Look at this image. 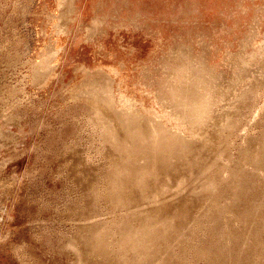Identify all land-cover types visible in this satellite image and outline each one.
Segmentation results:
<instances>
[{"label": "rangeland", "instance_id": "rangeland-1", "mask_svg": "<svg viewBox=\"0 0 264 264\" xmlns=\"http://www.w3.org/2000/svg\"><path fill=\"white\" fill-rule=\"evenodd\" d=\"M70 1L0 0V264H77L71 243L83 244L88 255L83 264H249L237 260L236 248L222 262L224 248L209 237L231 213L246 221L247 229L257 228L264 215L253 219L255 209H264V178L245 169L255 163L251 150L264 142V127L255 125L264 122V109L252 120L257 131L249 133V141L238 137L243 130L230 127L237 118H244V126L253 109L264 106V0H72L62 29ZM181 38L201 43L204 74L219 83L218 110L206 125L183 120L205 141L175 131L176 139L161 150L177 159L158 165L148 187L117 204L109 186L132 151L116 157L102 146L97 153L101 130L89 120L92 107L80 99H96L93 91L110 76L115 96L122 92L161 112L156 91L148 92L139 79L147 65L192 59L182 52L184 42L177 45ZM50 48L55 50L47 63ZM17 52L20 60L9 63ZM43 67L48 74L36 82L35 70ZM10 89L15 93L8 94ZM8 107L11 119L3 117ZM233 133L236 144L227 148L226 136ZM182 181L181 194L173 189L162 196L171 203L158 198L149 205L152 200L144 199ZM202 185L203 192L193 193ZM236 185L235 200L222 207ZM148 208L144 215H131ZM131 250L140 255L129 257Z\"/></svg>", "mask_w": 264, "mask_h": 264}, {"label": "bare ground", "instance_id": "bare-ground-1", "mask_svg": "<svg viewBox=\"0 0 264 264\" xmlns=\"http://www.w3.org/2000/svg\"><path fill=\"white\" fill-rule=\"evenodd\" d=\"M61 1L64 4L65 0ZM72 2V0L70 1V4H68L67 2L69 9L64 8L65 13L61 17L62 26L60 25L62 29H64L65 25L69 22V19L67 17L68 13L74 9L75 0L71 8ZM103 6L104 5L102 3H99L97 8L102 11ZM14 7L15 9H18V7ZM95 29L96 27L90 30V35H95ZM256 33L257 32H255V34ZM202 36L199 37V41L204 39ZM251 38L252 37L248 38L247 41H249ZM181 39L184 40L185 38ZM182 40L178 39L177 45L184 42L185 45L182 52H187L186 55H191L192 59L190 57H187V63L185 62L180 65H178V63H176L177 65L170 63L169 61L158 62L157 65H147L143 69L141 79H139V82L146 84V87H148L146 88V90L148 92L153 91L155 93L156 91L155 94L160 104L162 105L160 108L161 112L145 109L142 106L143 104L141 105V103L139 102L140 105H138L135 100H133V98L128 97L122 92L119 95L117 94L118 96H115L113 91L114 79L110 76L103 77V81H100L101 84L99 85V87L95 89L93 93L91 92L94 96H96V99H80L82 101H85L92 107V117H90L89 120L93 126L100 128L101 130L100 132L98 131L100 146H98L97 153H101L102 146L106 148L107 151L111 152L112 150L116 157H119L121 154L123 156L129 151H132V154L133 152L141 153V151H145L143 158H139L137 155L132 156L131 154L127 160H122L121 164L123 167L115 172L109 188L114 202L117 204H122L124 201H130L134 193L136 194L138 192H141L142 189L148 187L160 172L158 165H162L165 162L170 164L173 159H177V157L175 156H165L166 149L161 150L162 145L169 146L170 143L174 141V139H176L178 135L175 131L183 129L190 134L187 136L189 137V140L199 139L201 141H205V137L202 136L201 133L195 132L194 134H191L193 131L191 130L190 132L189 126L186 124V122L191 125L205 122L206 125L213 119V111L215 112L218 110V104L214 102V95H216V89L219 83L214 78H211L210 76L204 74L206 70L203 68L204 65L202 67L203 63L200 61V59L202 58L200 53H203V51H201V47L199 46L201 43L198 41L200 43L198 45V43L194 42V40L193 42ZM17 45L18 43H15V46ZM194 49L198 50L199 53ZM54 50V48L49 49L47 57V60L49 61H47V63L51 62L54 55ZM12 59L18 62L20 60V54L17 52L13 56H11L9 63L12 61ZM37 65L39 64L37 63ZM50 67L51 66L49 65V68ZM200 67H202V69ZM150 69L151 72L147 75ZM47 74V70H44V67L35 70L34 80L36 82H39L43 80L44 77L47 76ZM263 82L264 80H262V83ZM148 84L150 85L148 86ZM157 84L158 89L155 90L153 85ZM259 90L260 88H257V92L254 94V97H258ZM6 92L12 95L15 93V90L10 89ZM2 94L4 96L6 95L4 91L2 92ZM164 102L170 106L169 110L163 106ZM10 108L12 107H8L7 109H5L7 113L5 112L6 114L3 116L4 118L11 119ZM174 108H176V110L172 111ZM263 109L264 106L254 108L244 126L241 125L244 118L241 121L237 118L233 121V124L230 125V127H234L235 132H240L243 130L244 132L239 134L238 137L244 138V141H249V139H246L249 133L257 131V128H255V126H252V120H254V118H256L259 115V112ZM152 113L153 115L150 116ZM183 120H185L186 122ZM258 123L262 129L264 127V122L260 120V122L255 123V125ZM261 132L264 136V130ZM234 134L237 133L229 134L226 136L227 148H229V145L231 144H236L235 140L233 139ZM262 141H264V137ZM249 145L252 146V143L250 142ZM251 154L255 160V163H249L250 166H248V168L245 167V169H247V171L249 170V172H251L256 179L262 180V178H264V142L258 144L256 143L254 148L251 150ZM156 157L157 159L155 160ZM229 157L230 156L228 155V158ZM89 160L90 159H88V161ZM260 161L262 162L260 163V165H258ZM221 165H223V163H220V166ZM135 170L138 171L137 176H128L131 174V171ZM224 174H222L223 179L228 178L226 173ZM185 184L186 182L182 181L176 186L167 189H165L166 186H164L163 189L161 187L158 191H152L151 193L154 194L145 196L144 199L148 198L152 200L150 201V203H148L149 205L153 202H157V200L161 198L163 200L162 204L171 203V201H166V198H163V195L171 192L173 189H175V191L172 192V194L179 195L183 192ZM217 185V183L211 184L208 189L214 190ZM205 187V185H202L196 190L193 189V193L200 194L201 192H203V190H205ZM237 189L238 186L236 185L233 188L234 191L232 190L231 197H228L227 200L221 202L220 205L222 207L228 206L235 200ZM99 192L101 193L103 191L99 189ZM95 194H98V192H95ZM150 208L144 211L138 210L136 212H133L131 215H144L148 210H150ZM253 212L255 214V217L253 219L257 220L264 213V209L263 212H261L260 208L259 210L255 209ZM245 222L246 221L240 220L236 216L233 218V215L231 213L226 216L225 221L218 228L217 232L214 234H210L209 241L212 244H219L225 250L223 251L224 255L221 256L222 262L226 257L234 254L230 252L232 249L236 248V254L234 255L236 256L237 260L241 261L242 263L264 264V215L259 220L257 228L247 229L248 225L245 226ZM87 227H93V225H89ZM141 229L142 228L134 231L136 237H138L141 233ZM95 232L97 236L101 235L103 232V228H99L95 230ZM115 234L116 230L113 232V235ZM206 235H209V233L207 232ZM140 240L143 241L144 238H141ZM209 241L207 240V242ZM86 243L89 246H95L94 242L86 241ZM82 245L83 244H70L72 250H74L79 257V262L77 264H83V256H88L86 255L85 249L82 247ZM250 254H252L251 257ZM138 255L140 254L135 250H131L129 252V257Z\"/></svg>", "mask_w": 264, "mask_h": 264}]
</instances>
